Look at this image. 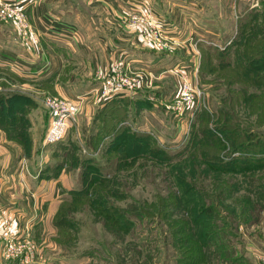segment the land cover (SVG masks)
Returning <instances> with one entry per match:
<instances>
[{
	"label": "rangeland",
	"instance_id": "374dc122",
	"mask_svg": "<svg viewBox=\"0 0 264 264\" xmlns=\"http://www.w3.org/2000/svg\"><path fill=\"white\" fill-rule=\"evenodd\" d=\"M149 3L152 4L153 9L154 6H159L153 5L150 1ZM186 9L187 15H172L178 29L176 31L181 34L180 37L184 42L180 45L174 44L173 47L162 51L156 49L144 37L142 27L129 21L128 17L132 11L123 12L119 17L117 26L127 33L137 35V44L143 49L146 48L149 58L157 59L158 70L166 71L164 73L153 71L158 78L145 92L157 106L154 114L148 116L144 122L150 124L153 133L169 153L174 155H178V152L183 153L181 157L187 154L193 155L196 150L204 157L207 154L220 156L234 149V145L242 141L248 142L247 139L254 141H258L256 137L264 139V71L254 79L243 78L240 75L241 65L215 69L219 60L206 54L209 44L214 43L224 48L236 38L242 17L263 15L264 0H197ZM158 15H156L158 19L162 18V15H159L160 18ZM1 23L14 27L26 44L34 42L31 37L22 36V30L14 21L0 20ZM91 26L93 21H86L85 27ZM95 26L103 28L107 25L104 21H97ZM189 37H194L195 40L201 39L206 43L204 42L203 47L198 44L193 45L187 40ZM262 40L256 47L261 45ZM257 50L248 51L253 53ZM121 58L126 63H130L126 57L120 55L94 68V77L100 85L102 76L106 75L113 64ZM79 70L73 62L65 61L60 75L54 76L46 83L34 84L26 83L24 77L16 78L12 74L9 75L10 71L0 73V93L13 95L15 100L8 107L11 110L10 116L0 115V127L9 139L22 145L27 156L34 147L32 128L36 130L39 128L40 134L42 128L44 131L49 129L51 114L46 105L47 98H66L58 92L57 87L67 84L66 79ZM130 70L136 73L141 71L134 68ZM182 73L188 75L194 86L201 90L199 108L203 107L205 110L195 114L191 120L187 115L178 117L172 111V105L178 101L182 84L179 75ZM78 74H81V71ZM160 75L166 77L161 79ZM57 77H60L59 81L56 80ZM84 85V83L69 84L66 90L68 92L82 90ZM98 97L95 94L91 98L83 99L80 111L70 122L65 139L55 146H50V150L41 158L43 163L48 159L44 163V172L53 177H61L65 187L60 188V192L52 198V203L49 205L46 201H37L35 197L28 201L30 210L37 214L34 227L32 224L31 228L25 226V229L30 230L36 251L35 259H31L29 264H182L181 254L176 250L163 220L157 218L159 220L149 221L132 216L135 224L125 232L116 225L107 223L100 210L92 206L93 200L101 196L106 200L104 208L119 207L132 215L142 212L147 216L151 215L154 211L153 200L158 197L159 192L166 193L164 175L160 173V167L154 166L152 162H140L144 164H141L140 168L123 170L119 172V177H114L117 170L114 174V165L110 163L107 166L103 164L106 162L104 160L100 165H103V176L106 175L110 179L108 184L95 188L94 184L93 188L96 191L94 197L69 194L71 190L84 189V170L82 166L72 163L73 158L76 156L87 160L94 156L93 153L98 152L92 147L91 142L97 132L95 116L98 110L95 106L104 105L108 101ZM85 104H89L87 108ZM139 111L142 115V109ZM19 115H24L28 120L23 122L20 134L14 136L10 132V126L4 123L10 124L12 118H18ZM175 132H177L176 136ZM194 141L196 147L193 146ZM42 142L43 146L49 145L45 143V138ZM258 148H261V145ZM101 156L104 157V154L102 153ZM199 178L202 180L203 176ZM202 183L208 184V188L210 185L213 186L209 176L205 177ZM118 191H122L125 195L115 198L114 194ZM16 199L20 201L15 204ZM59 199L60 201L57 202ZM23 200V197L5 192L1 195L0 191V217L13 215L16 224L24 227L26 223L23 224V215L20 213L22 211H17V208L24 204ZM62 203L61 212L66 210L65 216L72 220L70 226L59 227L55 223ZM41 218H44L45 224ZM221 225L223 226V222ZM223 232L225 238L231 242L234 254L238 250L246 253L252 263L264 264V211H261L260 217L252 222L240 224L233 230L235 234L232 235L230 225L226 224ZM7 245V241L0 236V264H22L20 257L7 258L5 255ZM205 260L207 261L203 264L224 263L216 251L208 252Z\"/></svg>",
	"mask_w": 264,
	"mask_h": 264
},
{
	"label": "trees",
	"instance_id": "16d2710c",
	"mask_svg": "<svg viewBox=\"0 0 264 264\" xmlns=\"http://www.w3.org/2000/svg\"><path fill=\"white\" fill-rule=\"evenodd\" d=\"M240 22L235 39L224 48L209 44L212 48H205L206 54L219 60L215 69L238 64L241 65V77L254 79L264 71V14L244 16ZM261 39V45L256 47ZM204 42L197 40L200 47H203ZM13 100V95L0 93V115L10 116L8 107L13 104ZM152 104L154 102L149 97L141 100L131 95L116 96L106 102L104 108L96 113L97 132L91 139L92 147L98 152L93 153L90 159L75 156L72 161L84 170V189L71 190L69 194L94 197L95 187L108 184L110 179L103 176V165H100L104 160L106 162L103 164L114 165V174L117 170L114 177H119V172L123 170L140 168L143 164L140 162L150 161L160 167L159 171L166 181V193L159 192L153 200L152 214L147 216L142 212L132 215L119 207L104 208L106 200L100 196L93 200L92 206L100 210L107 223L127 232L135 224L132 216L149 221L157 218L163 220L167 225V233H170L176 250L181 254L182 264H203L207 261V253L213 251L219 254L223 264H254L246 253L237 250L234 254L233 246L225 238L223 230L225 224L230 225L233 235V230L240 224L252 222L264 211V139H247L248 142L242 141L220 156L207 154L204 157L197 150L185 157H181L183 153L179 152L174 155L169 153L153 132L136 129L129 123L133 110L139 115V109L150 108ZM12 110L16 112L13 107ZM203 110V107L198 108L196 114L205 112ZM27 120L24 115H19L18 118L13 117L10 124H4L10 126L12 135L18 136L23 129V122ZM259 145L261 148H258ZM193 146L196 147V143ZM49 176L44 174V177ZM200 176H203L202 180L209 176L213 186L208 188ZM121 195L125 193L118 191L114 194L115 198ZM62 206L63 203L55 223L59 227L70 226L72 220L65 216L66 210L61 212Z\"/></svg>",
	"mask_w": 264,
	"mask_h": 264
},
{
	"label": "crops",
	"instance_id": "0c3cea01",
	"mask_svg": "<svg viewBox=\"0 0 264 264\" xmlns=\"http://www.w3.org/2000/svg\"><path fill=\"white\" fill-rule=\"evenodd\" d=\"M21 1L24 3L26 12L28 11L29 15L27 16L37 41L27 42V45L21 40L14 27L1 23L0 73L10 71L9 75L12 74L16 78L24 77L27 80L25 82L30 84L46 83L54 76L60 75L65 61H71L77 69H80L78 72L81 71V74L72 73L65 81L67 84L60 85L57 90L68 99L80 97L83 101L86 97L94 96L101 87L100 82L94 77V68L104 65L120 55L126 57L134 69L161 72L158 70L157 59L149 58L150 55L146 54V48L143 49L141 45L137 44V35L127 33L117 26L120 15L123 12L128 13L135 10L141 0ZM149 1L153 5H159L154 6L155 15H162V18L158 16L165 22L170 35L181 40V34L176 31L178 29L172 15H187L186 8L190 4H195L197 0ZM89 20L93 21V26L85 27L86 21ZM97 21H104L107 26L97 27L95 26ZM164 72L166 71L161 73ZM164 77L166 75L161 76V79ZM56 80L59 81L60 77H57ZM74 83H84L85 85L82 90L68 92L66 86ZM145 91H148V88H141L132 97L142 100L148 97ZM35 103L40 105L38 102ZM88 105L85 104V108ZM104 105L94 106L96 110L101 111ZM156 106L157 104L154 103L150 108H143V116L136 115L135 111H132L129 123L136 129L153 132L150 124H146L144 121L148 116L154 114ZM48 124L50 125V122ZM32 130L34 147L31 154L27 156L22 145L9 139L3 128L0 127V191L1 195L2 192H5L23 197L24 204L17 208V211H22L19 212L23 215V224H32L34 227L37 214L30 210L31 206L28 205V201L35 197L37 201H46L48 204H45L49 205L52 203V198L65 185L61 177H44V174H47L44 172V163L48 159L43 163L41 158L50 150V146L55 145L43 146L42 139L45 138L47 130L44 131L42 128L41 134L39 128L38 130L32 128ZM174 134L176 136L177 132ZM19 201L20 199H16L15 204ZM59 201L60 199L57 200V202ZM3 204L5 203L3 202ZM41 219L45 224L44 218Z\"/></svg>",
	"mask_w": 264,
	"mask_h": 264
},
{
	"label": "built area",
	"instance_id": "2783aa9c",
	"mask_svg": "<svg viewBox=\"0 0 264 264\" xmlns=\"http://www.w3.org/2000/svg\"><path fill=\"white\" fill-rule=\"evenodd\" d=\"M128 19L132 24L142 27L144 37L158 50H166L174 44L180 45L184 42L170 35L164 22L156 17L153 6L148 0H141L137 9L129 14ZM0 20L14 21L22 30L23 37L28 36L37 41L23 1L0 0ZM187 40L197 45L198 39L189 37ZM131 68V63H126L122 58L116 61L111 70L102 76L101 87L96 92L98 98L107 101L116 96H132L141 88L152 87L158 78L152 71H137L140 73H136L132 72ZM179 77L182 84L178 101L172 105V111L178 117L187 115L191 120L199 108L201 90L194 86L188 75L182 73ZM81 102L80 97L77 99L47 98L46 105L51 114V120L45 137L46 144H55L65 139L70 122L80 111ZM25 226L31 228L29 224L24 227L16 224L13 215L0 217V236L8 243L5 255L7 258L20 257L22 264H29L31 259H35L36 251L30 230L25 229Z\"/></svg>",
	"mask_w": 264,
	"mask_h": 264
}]
</instances>
